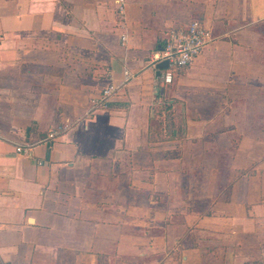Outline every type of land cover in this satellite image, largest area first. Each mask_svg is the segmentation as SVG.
Returning a JSON list of instances; mask_svg holds the SVG:
<instances>
[{
	"label": "crops",
	"instance_id": "obj_1",
	"mask_svg": "<svg viewBox=\"0 0 264 264\" xmlns=\"http://www.w3.org/2000/svg\"><path fill=\"white\" fill-rule=\"evenodd\" d=\"M102 259L264 264V0H0V264Z\"/></svg>",
	"mask_w": 264,
	"mask_h": 264
},
{
	"label": "built area",
	"instance_id": "obj_2",
	"mask_svg": "<svg viewBox=\"0 0 264 264\" xmlns=\"http://www.w3.org/2000/svg\"><path fill=\"white\" fill-rule=\"evenodd\" d=\"M123 3V0H121ZM123 11V7L120 8ZM214 37L211 30L200 20H194L185 26H173L169 30V37L165 46L152 56V65L168 61V68L162 70L158 76L159 84L167 86L173 83L175 73L179 70L189 67L193 61L200 56L203 51L213 42ZM130 74L126 71V81ZM118 91V86L110 83L101 94V97L95 101V104L104 105L107 100ZM56 133L51 132L49 138H55ZM32 146L26 148L17 147V152L30 153Z\"/></svg>",
	"mask_w": 264,
	"mask_h": 264
},
{
	"label": "water",
	"instance_id": "obj_3",
	"mask_svg": "<svg viewBox=\"0 0 264 264\" xmlns=\"http://www.w3.org/2000/svg\"><path fill=\"white\" fill-rule=\"evenodd\" d=\"M168 65H169V62L166 60L162 63H159L156 67H155V70H156V74L158 76H160L162 70H165L168 68Z\"/></svg>",
	"mask_w": 264,
	"mask_h": 264
},
{
	"label": "rangeland",
	"instance_id": "obj_4",
	"mask_svg": "<svg viewBox=\"0 0 264 264\" xmlns=\"http://www.w3.org/2000/svg\"><path fill=\"white\" fill-rule=\"evenodd\" d=\"M247 173H248V175H250L251 171L248 170ZM230 187H231V185H230ZM100 262H101V264H108V261L105 260V259L100 260ZM119 263H120V262H119Z\"/></svg>",
	"mask_w": 264,
	"mask_h": 264
},
{
	"label": "trees",
	"instance_id": "obj_5",
	"mask_svg": "<svg viewBox=\"0 0 264 264\" xmlns=\"http://www.w3.org/2000/svg\"><path fill=\"white\" fill-rule=\"evenodd\" d=\"M169 103H166V106H168V107H171L170 105H168ZM177 119V118H176ZM175 118L173 119V122H172V124H174V125H176L175 124V122H174V120H176Z\"/></svg>",
	"mask_w": 264,
	"mask_h": 264
}]
</instances>
